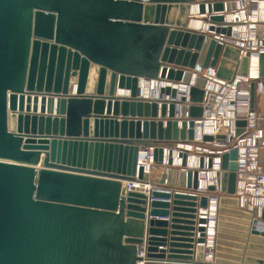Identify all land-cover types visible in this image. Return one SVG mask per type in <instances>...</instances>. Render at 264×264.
I'll use <instances>...</instances> for the list:
<instances>
[{"label":"water","instance_id":"95a60500","mask_svg":"<svg viewBox=\"0 0 264 264\" xmlns=\"http://www.w3.org/2000/svg\"><path fill=\"white\" fill-rule=\"evenodd\" d=\"M192 3L199 14L224 9L221 0H0V264H136L142 244L147 264L203 260L194 211L204 196L125 191L136 173L147 178L136 167L139 147L191 139L202 113L201 78L189 90L187 130L161 119L178 101L159 100L158 109L157 99H139L138 79L186 82L195 65L224 80L248 74V55L238 59L237 48L186 27ZM224 6L232 10L233 0ZM258 69L264 84L263 53ZM119 89L130 96L118 97ZM46 94L37 110L30 95ZM159 95L176 90L160 87ZM236 125L239 133L244 122ZM162 151L154 149L156 164ZM235 157L221 156L213 264H264V230L232 195ZM162 180L197 182L196 172L175 168L161 171Z\"/></svg>","mask_w":264,"mask_h":264},{"label":"built area","instance_id":"2783aa9c","mask_svg":"<svg viewBox=\"0 0 264 264\" xmlns=\"http://www.w3.org/2000/svg\"><path fill=\"white\" fill-rule=\"evenodd\" d=\"M198 1V0H196ZM224 9L217 13L192 14V7H197L196 3L190 4V11L187 18V25L191 19L199 20L204 23L206 29L197 31L203 32L204 36L213 39L215 43L221 46L228 45L238 49L239 57L248 55V74L242 76L236 72L231 79L224 80L216 77V70L213 67H201L195 65L189 68V78L186 82L182 80L166 81L161 79H138L154 83L159 80L165 82L167 87L176 90V96L170 98L168 95H156L155 99L146 100L157 103L159 100L178 101L174 103V112L172 117L167 113L163 118V123L167 120H175L177 127L185 122V128L188 129V121L191 119L188 115L189 90L194 86L195 80L201 78L203 87L202 113L200 117L193 118L192 138L184 140H173L160 142L157 146L145 145L139 147L136 159L137 170L142 169V173L147 175L146 180H139L137 173L133 180L125 182V191L134 190L144 192L147 197L150 191L166 190L170 195L179 193L189 196H195L198 199L201 196L206 198L204 207L195 208L194 227L202 228V231H195L196 237L200 232L203 234V241L197 244L203 247L202 261L198 264H213L214 239L216 236L217 209L219 207V198L221 197L220 180L218 174L221 173V156L230 151H236L234 163L235 186L233 197L237 199V208L243 209L252 214L253 221H257L260 228L264 230V169L259 163L258 156L261 150H264V131L261 126V116L250 106L249 83L255 84L254 93L264 92V84L261 83L258 69V55L264 54V37L261 35L260 26L264 25V0H233L234 8L227 11L224 4L227 0H221ZM206 6V3H205ZM198 11V7H197ZM222 15L223 18L217 23H211L210 15ZM213 25L215 28H224L227 33H215L208 27ZM193 30V29H192ZM251 70L254 74L251 75ZM75 81L70 79L69 87H75ZM182 82V83H180ZM31 98H51L49 95H30ZM138 98L148 99L141 94ZM54 101L57 97H53ZM142 99V100H143ZM185 102V103H182ZM167 107H168V103ZM185 105L186 110L183 116L180 115V107ZM157 118L159 116L157 115ZM156 118V119H157ZM244 122L239 133L236 132L238 126L236 122ZM205 136L210 139H205ZM161 147V161L156 164L153 161L154 149ZM176 169L177 171L196 172V186L193 188L184 186H170L164 180H158V173L167 169ZM157 176V177H156ZM156 179H155V178ZM212 187L213 189H209ZM170 200V199H169ZM201 220V221H199ZM136 255L140 260L136 264H147L145 261V246L137 245Z\"/></svg>","mask_w":264,"mask_h":264},{"label":"bare ground","instance_id":"6f19581e","mask_svg":"<svg viewBox=\"0 0 264 264\" xmlns=\"http://www.w3.org/2000/svg\"><path fill=\"white\" fill-rule=\"evenodd\" d=\"M192 14H196L198 11H197V7L193 6L192 7ZM189 27L195 31H201V30H204L206 29V26L204 23L200 22L199 20H195V19H191L189 22ZM254 74V70H251V75ZM137 88H138V95H142L144 97H147L148 99H155L156 98V95L157 93L159 92V89L160 87H166V83L165 82H160L159 80H157L156 83H154V81L152 82H146L145 81H142L139 80L137 81ZM117 96L119 97H128L130 96V91H126V90H122V89H119L117 91ZM40 101H41V98H37V103H36V107H37V110L40 109ZM56 101H54V104H55ZM45 106H46V103H45ZM31 127V123L28 121L27 122V128L29 129ZM259 226V224H258ZM260 227V226H259Z\"/></svg>","mask_w":264,"mask_h":264},{"label":"crops","instance_id":"0c3cea01","mask_svg":"<svg viewBox=\"0 0 264 264\" xmlns=\"http://www.w3.org/2000/svg\"><path fill=\"white\" fill-rule=\"evenodd\" d=\"M74 80L75 79L73 78V81ZM253 107L258 112L259 116H261V118H262L261 126H262L263 131H264V92L260 93V94H256L254 96V105H253ZM258 160H259V163H261V165H262V167L264 169V150H261L259 152ZM160 177H161V171L158 173V180L160 179ZM240 263H242V262H240Z\"/></svg>","mask_w":264,"mask_h":264}]
</instances>
